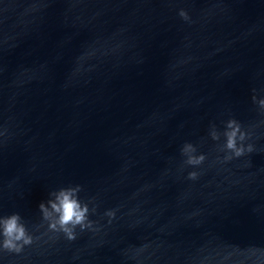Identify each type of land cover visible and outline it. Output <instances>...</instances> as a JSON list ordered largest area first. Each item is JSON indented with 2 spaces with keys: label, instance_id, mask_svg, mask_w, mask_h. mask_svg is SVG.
<instances>
[{
  "label": "water",
  "instance_id": "1",
  "mask_svg": "<svg viewBox=\"0 0 264 264\" xmlns=\"http://www.w3.org/2000/svg\"><path fill=\"white\" fill-rule=\"evenodd\" d=\"M253 96L264 0H0V216L33 237L0 264H264ZM232 119L253 151L225 161ZM77 185L93 227L69 241L39 205Z\"/></svg>",
  "mask_w": 264,
  "mask_h": 264
},
{
  "label": "clouds",
  "instance_id": "2",
  "mask_svg": "<svg viewBox=\"0 0 264 264\" xmlns=\"http://www.w3.org/2000/svg\"><path fill=\"white\" fill-rule=\"evenodd\" d=\"M181 18L187 20V13L183 10L179 12ZM254 103H258L259 107L264 109V99L259 101L256 97H252ZM226 130L223 133L225 144L221 151L232 153L230 156H225V161L239 158L246 152L251 153L253 148L249 145L247 148L243 143L238 146L237 141L243 142L246 139V133L241 131V125L235 120H229L226 123ZM210 137L213 141L220 139V133L217 132L215 125H212ZM197 148L192 143H185L181 148V154L186 158L184 163L188 166L197 167L201 165L206 157L203 154L196 155ZM196 172H190L188 179H197ZM82 191L81 186H70L61 188L58 191L49 193V199L46 203L39 205V211L42 214V219L48 222V230L55 233H63L69 240L76 239V229L81 231L93 227L91 221L88 220L89 207L88 203L81 202L79 193ZM95 212V208L92 209ZM108 216H113L112 212L105 213ZM0 250L19 254L25 246H30L33 243V237L29 234L26 223L18 213L9 216H0Z\"/></svg>",
  "mask_w": 264,
  "mask_h": 264
}]
</instances>
